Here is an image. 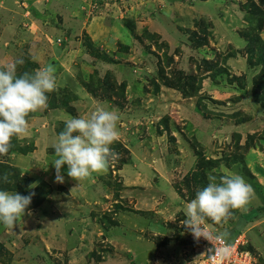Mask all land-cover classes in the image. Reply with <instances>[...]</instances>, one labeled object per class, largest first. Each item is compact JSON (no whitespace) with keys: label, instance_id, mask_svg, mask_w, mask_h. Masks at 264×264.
<instances>
[{"label":"rangeland","instance_id":"1","mask_svg":"<svg viewBox=\"0 0 264 264\" xmlns=\"http://www.w3.org/2000/svg\"><path fill=\"white\" fill-rule=\"evenodd\" d=\"M17 59L58 88L0 156V190L34 193L0 224V264H198L184 205L233 173L250 203L205 224L264 264V0H0V69ZM97 107L119 116L118 158L55 182L51 145Z\"/></svg>","mask_w":264,"mask_h":264},{"label":"clouds","instance_id":"2","mask_svg":"<svg viewBox=\"0 0 264 264\" xmlns=\"http://www.w3.org/2000/svg\"><path fill=\"white\" fill-rule=\"evenodd\" d=\"M23 59H17L0 69V156L9 153L12 138L24 135L28 131L27 117L31 113L47 108L48 93L57 90L56 68L48 64L34 72H24L17 76V65H23ZM119 116L115 111L97 107L85 117H71L64 122L51 145L55 158V182L63 183L62 167L67 165V176L81 181L93 173H104L112 160L118 158L110 146L119 139L117 123ZM75 134V135H74ZM3 182H8L5 175ZM208 184L195 193V198L184 205L185 219L182 224L198 241L201 237L223 242L222 247L208 249L211 257L226 259L231 255V246L227 243L230 233L210 232L205 221L210 219L216 224L227 222L233 210L245 209L250 203L254 190L238 174H225L219 177L209 174ZM31 193L27 196L0 190V224L13 229L31 203Z\"/></svg>","mask_w":264,"mask_h":264},{"label":"built area","instance_id":"3","mask_svg":"<svg viewBox=\"0 0 264 264\" xmlns=\"http://www.w3.org/2000/svg\"><path fill=\"white\" fill-rule=\"evenodd\" d=\"M207 226V225H206ZM208 228V226H207ZM208 230L214 234H218L215 231ZM198 241L202 243L204 247V254L198 264H257L255 258H253L251 252L247 251L246 245H244V240L242 235H237L232 240H227V243L231 246V255L226 259H220L218 257H211L208 254V249L213 247H222L223 242L213 241V245L203 237H201Z\"/></svg>","mask_w":264,"mask_h":264},{"label":"crops","instance_id":"4","mask_svg":"<svg viewBox=\"0 0 264 264\" xmlns=\"http://www.w3.org/2000/svg\"><path fill=\"white\" fill-rule=\"evenodd\" d=\"M100 27V26H99ZM101 32V31H100ZM103 32H106L105 30L103 31ZM99 35V34H98ZM132 183V185H135V183H133V182H130V183H128V184H131ZM128 184L126 185V186H128ZM131 186V185H130Z\"/></svg>","mask_w":264,"mask_h":264},{"label":"trees","instance_id":"5","mask_svg":"<svg viewBox=\"0 0 264 264\" xmlns=\"http://www.w3.org/2000/svg\"><path fill=\"white\" fill-rule=\"evenodd\" d=\"M236 232H238V230H236Z\"/></svg>","mask_w":264,"mask_h":264}]
</instances>
